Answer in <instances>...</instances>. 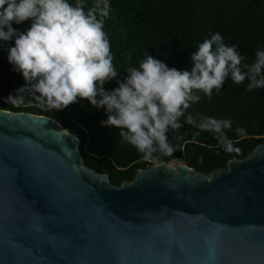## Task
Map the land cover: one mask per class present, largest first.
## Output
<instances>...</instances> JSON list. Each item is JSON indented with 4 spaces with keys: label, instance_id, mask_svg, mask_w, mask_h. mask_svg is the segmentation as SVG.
Returning a JSON list of instances; mask_svg holds the SVG:
<instances>
[{
    "label": "water",
    "instance_id": "1",
    "mask_svg": "<svg viewBox=\"0 0 264 264\" xmlns=\"http://www.w3.org/2000/svg\"><path fill=\"white\" fill-rule=\"evenodd\" d=\"M49 117L0 109V264H264V142L112 185Z\"/></svg>",
    "mask_w": 264,
    "mask_h": 264
},
{
    "label": "clouds",
    "instance_id": "2",
    "mask_svg": "<svg viewBox=\"0 0 264 264\" xmlns=\"http://www.w3.org/2000/svg\"><path fill=\"white\" fill-rule=\"evenodd\" d=\"M109 11L108 0H95L87 10L84 0H0V41L14 38L8 62L42 105L58 111L87 100L92 108L105 109L107 119L100 125L120 129L121 142L133 146L144 160L173 155L176 148L168 133L182 128L181 118L201 99L199 93L210 98L229 77L237 85L247 80L249 92L264 89V48L255 51L251 64L242 63L237 47L215 33L197 45L190 71L169 68L146 54L138 67L126 69L128 75L116 81V88L106 91L104 85L118 76L104 31ZM26 21L31 24L25 32L13 28ZM19 99L8 97L13 103ZM184 122L200 130L194 136L212 132L224 152H240L226 134L231 119L197 120L188 114ZM235 133L246 134L239 125Z\"/></svg>",
    "mask_w": 264,
    "mask_h": 264
},
{
    "label": "trees",
    "instance_id": "3",
    "mask_svg": "<svg viewBox=\"0 0 264 264\" xmlns=\"http://www.w3.org/2000/svg\"><path fill=\"white\" fill-rule=\"evenodd\" d=\"M75 3V0H70ZM110 11L105 18L104 31L109 37L113 64L118 76L104 85L111 91L128 74L126 69L138 67L149 55L169 68L191 70L192 53L197 45L211 34L220 33L224 43L235 45L244 57L242 63L251 64L257 49L264 48V0H108ZM85 9L95 0H84ZM31 22L13 24L18 33L25 32ZM14 38L0 41V109L14 113H30L54 119L80 140V153L86 166L107 175L112 185L122 186L133 181L137 171L148 165L161 163L184 164L197 172L209 174L227 168L233 159H245L264 142V89L246 90L248 81L237 85L229 77L221 90H213L209 98L193 103L181 118L182 128L169 132V141L176 150L172 156L155 161L144 160L133 146L122 143L115 127H102L106 110L92 108L87 100H78L62 110L42 105L26 84L22 74L8 62V49ZM22 87V90H18ZM9 96L20 98L13 103ZM188 114L199 120L201 116L231 119L232 128L226 130L239 153H226L218 147L215 134L209 131L193 134L199 129L186 124ZM246 134L235 133L236 126ZM180 139H173V137ZM219 152V155H217Z\"/></svg>",
    "mask_w": 264,
    "mask_h": 264
},
{
    "label": "rangeland",
    "instance_id": "4",
    "mask_svg": "<svg viewBox=\"0 0 264 264\" xmlns=\"http://www.w3.org/2000/svg\"><path fill=\"white\" fill-rule=\"evenodd\" d=\"M173 164H175V163H173Z\"/></svg>",
    "mask_w": 264,
    "mask_h": 264
}]
</instances>
